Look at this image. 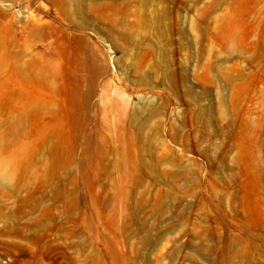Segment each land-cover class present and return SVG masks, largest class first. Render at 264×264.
Masks as SVG:
<instances>
[{"label":"rangeland","instance_id":"374dc122","mask_svg":"<svg viewBox=\"0 0 264 264\" xmlns=\"http://www.w3.org/2000/svg\"><path fill=\"white\" fill-rule=\"evenodd\" d=\"M0 264H264V0H0Z\"/></svg>","mask_w":264,"mask_h":264}]
</instances>
